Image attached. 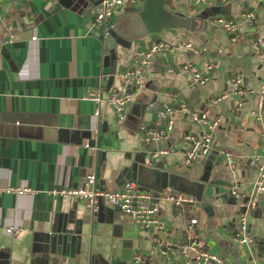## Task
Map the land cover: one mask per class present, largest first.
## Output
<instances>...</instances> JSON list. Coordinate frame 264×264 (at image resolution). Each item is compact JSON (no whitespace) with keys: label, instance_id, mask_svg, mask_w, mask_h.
I'll list each match as a JSON object with an SVG mask.
<instances>
[{"label":"crops","instance_id":"1","mask_svg":"<svg viewBox=\"0 0 264 264\" xmlns=\"http://www.w3.org/2000/svg\"><path fill=\"white\" fill-rule=\"evenodd\" d=\"M141 8L139 0H124L99 26L92 0H3L0 18H13L16 38L0 44V186H24L32 193H0V264H134L135 256L144 258L143 264H161L152 243L154 230L138 228L104 202L91 214L71 197L50 194L81 187L88 174L95 175L96 188L116 191L134 182L139 170H146L145 182L153 186L161 181L157 172H164L175 176L173 184L184 180L188 190L167 187L160 195L153 193L169 234L171 264H194L192 252L189 260L180 253L191 218L198 220L193 237L199 249L220 256L225 264H264V194L248 218L252 242L243 245L231 239L239 207L230 193L251 194L255 170L241 159L264 152V102L258 109L257 96L248 93L262 81L264 46L255 39L264 37V5L256 0L202 6L164 0L149 22L142 19ZM246 13L254 18L245 19ZM217 16L236 23L233 37L214 23ZM159 43L167 48L153 54L141 82L124 81L122 74L134 60ZM184 43L204 52L186 49ZM187 64L199 71L211 65L205 85L192 82L183 69ZM237 73L245 88L239 96L227 83ZM87 90H100L103 99L111 90L129 94L125 121L118 124L103 100L96 125V106L85 99ZM222 94L223 100L214 101ZM164 104H186L210 120L220 118L208 156L189 166L184 162L183 137L203 131L190 122L188 112L173 115L166 138L139 141L141 122L163 127L159 111ZM159 150L168 154L152 160ZM226 155L232 158L226 160ZM159 161L162 170L154 167ZM168 192L193 197L190 211L182 214L165 200ZM8 227L22 231L9 235Z\"/></svg>","mask_w":264,"mask_h":264},{"label":"built area","instance_id":"2","mask_svg":"<svg viewBox=\"0 0 264 264\" xmlns=\"http://www.w3.org/2000/svg\"><path fill=\"white\" fill-rule=\"evenodd\" d=\"M217 0H191L195 6H202L209 2ZM227 1V0H220ZM264 5V0H256ZM124 0H102V2L96 7L95 22L97 25H104L113 15L114 12L122 7ZM3 0H0V12L2 10ZM245 19H253L252 13H246ZM214 23L219 26L229 36L236 34V23L226 17L217 16L214 19ZM0 27L2 33L0 36V44L5 46L11 44L16 38L14 20L12 17L0 18ZM32 40L35 37L31 38ZM255 44L258 46H264V37H257ZM184 48L192 49L195 53H202L204 49H196L190 43H184ZM167 45L159 43L152 44L148 52L142 56H139L134 60L132 67L124 71L122 79L126 82L132 81L138 84L143 79L144 68L148 65L155 52L166 49ZM218 53H222L221 49H217ZM264 60V50L260 54ZM184 70L189 71L191 80L196 85H205L208 81L207 73L211 70V65L207 64L203 71L195 69L191 64H187L183 67ZM206 73V74H205ZM262 81L258 90H248V93L257 96V108L261 109L264 102V66L261 72ZM231 87V93L234 95H242L245 92L243 87V76L240 73L230 76L228 82ZM85 99L94 103L95 110L92 115L94 123H99L100 103L105 102L113 109L118 124H122L127 116V109L130 105V95L125 92H118L117 90H111L107 97L103 99L100 90H87ZM225 98V94L216 97L214 101H220ZM241 104H238V108ZM177 112H188L189 120L192 123L203 127L202 133L199 135L187 134L183 137V140L187 143V149L184 153V162L187 166L196 162L200 158L208 156L212 149V137L215 128L217 127L220 118L210 120L205 114L197 111H189V107L186 104H180L179 108H173L168 104H164L159 111V118L163 123L162 128L154 127L150 124L141 122L137 127L138 139L141 142H157L164 139L172 131L173 128V115ZM255 117L258 115L252 113ZM84 146L89 147L88 142H85ZM92 149V148H90ZM168 151L159 150L152 153V160L161 158L167 155ZM230 155H226V160L231 159ZM241 162L248 167L255 170V178L253 182L252 192L249 196H243L231 190V195L236 199L239 213L236 216V225L234 227L231 239L237 244L248 245L252 242V238L248 234V218L256 206L257 197L264 194V152L258 156L251 157L247 160L241 159ZM95 175L88 174L83 182V185L79 188H60L58 190H52L50 194L52 196L71 197L75 201L84 204L86 210L95 214L98 210L99 204L104 202L110 207L118 210L124 215L129 216L134 224L144 230H154L156 235L152 238V243L157 249L158 254L162 258L161 264H171L169 251L170 247L166 242L168 237L167 228L162 223L159 214V205L153 199L154 197L147 191H139L134 182L125 183L120 189L112 192L103 191L95 187ZM0 193L15 194V195H27L32 193L29 188L24 186L18 187H1ZM165 200L171 203L174 207L180 208L181 213L185 214L188 211V206L194 203V198L179 192L166 193ZM198 226V220L191 218L186 221L184 232L187 238V242L180 247V253L188 259L189 252L193 253L192 262L194 264H225L224 260L215 254H212L204 249H199L197 242L195 241L193 234ZM22 231L21 228L8 227L5 232L9 235H14ZM144 258L140 256L134 257V264H143ZM187 262V261H186ZM185 264H189L188 262Z\"/></svg>","mask_w":264,"mask_h":264},{"label":"water","instance_id":"3","mask_svg":"<svg viewBox=\"0 0 264 264\" xmlns=\"http://www.w3.org/2000/svg\"><path fill=\"white\" fill-rule=\"evenodd\" d=\"M140 3H142V8L140 14L142 15V19H144L146 22H149L154 15H156V12H154V8L159 6L160 4H163L164 0H139ZM102 2V0H92L93 4V9H96V7ZM152 16V17H150ZM175 28H180V26H176ZM154 167L159 168L160 170L163 169V164L162 162H156L154 164ZM157 172V171H156ZM145 174L146 170L138 171V174L136 173V178L134 183L136 185H140L145 188V191L149 192L152 196L153 193L155 195H160L167 187L174 189L176 191H181V192H187L188 190L185 188L182 180V183L178 186L176 183H172V179L175 178L173 175H167L164 172H157L156 178L160 179L161 176V181L159 185L153 186L149 184L148 182H145ZM161 174V175H160ZM264 197V196H263ZM223 199H226V196H222Z\"/></svg>","mask_w":264,"mask_h":264},{"label":"rangeland","instance_id":"4","mask_svg":"<svg viewBox=\"0 0 264 264\" xmlns=\"http://www.w3.org/2000/svg\"><path fill=\"white\" fill-rule=\"evenodd\" d=\"M137 189H138L139 191H142L141 186H137ZM189 193H190V192H189ZM190 195H193V194L190 193Z\"/></svg>","mask_w":264,"mask_h":264}]
</instances>
